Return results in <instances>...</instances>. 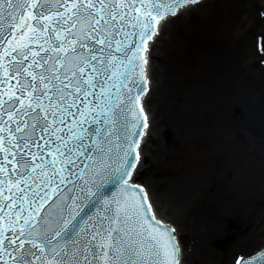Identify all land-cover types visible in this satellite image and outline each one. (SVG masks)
I'll return each instance as SVG.
<instances>
[{
	"label": "snow or ice",
	"instance_id": "6c2138e0",
	"mask_svg": "<svg viewBox=\"0 0 264 264\" xmlns=\"http://www.w3.org/2000/svg\"><path fill=\"white\" fill-rule=\"evenodd\" d=\"M196 2L0 0V264H180L134 176L149 41Z\"/></svg>",
	"mask_w": 264,
	"mask_h": 264
},
{
	"label": "rangeland",
	"instance_id": "374dc122",
	"mask_svg": "<svg viewBox=\"0 0 264 264\" xmlns=\"http://www.w3.org/2000/svg\"><path fill=\"white\" fill-rule=\"evenodd\" d=\"M215 1L186 12L170 27L176 50L167 54L164 63L162 100L153 72L156 66L161 70L164 32L153 46V88L147 102L153 128L143 147L138 176L156 198H163L161 175L152 173L149 165L154 148L168 146L171 163L179 166L198 201L234 183L235 196L243 202H221L223 212L217 210L215 198L200 205L219 224L218 235L203 238L204 247L218 257L211 264H229L236 254L257 248L264 234V107L255 91L257 84L264 87L258 64L264 56L254 48L255 33L264 35V22L259 32L249 31L259 20L255 7H247L241 24L222 14L213 16L220 22H211L212 18L200 22L201 14ZM211 110L215 114L209 119ZM178 225L186 247L197 229L191 222L186 229L184 223ZM248 238H252L249 245H236Z\"/></svg>",
	"mask_w": 264,
	"mask_h": 264
},
{
	"label": "bare ground",
	"instance_id": "6f19581e",
	"mask_svg": "<svg viewBox=\"0 0 264 264\" xmlns=\"http://www.w3.org/2000/svg\"><path fill=\"white\" fill-rule=\"evenodd\" d=\"M252 4V0H217L216 2L210 4L208 6V10L206 9L200 16V22H205L212 18L211 22H220L221 19L219 17H213L216 14H222V16H227V18L233 22L240 21V15L247 7ZM254 6H259L258 0H255L253 3ZM185 14V13H184ZM183 15V14H182ZM181 15H178V19ZM225 18V17H224ZM258 26H262V20L258 21ZM257 26H251L249 30H256ZM166 35V44L163 45L161 58V66L159 70L157 66L154 68V79L157 80V88H159L160 98L161 100L165 97L164 93V63L166 61V56L168 53L173 54L176 50L173 45V32L171 28L163 31ZM159 35L158 39L161 37L162 33ZM157 40V39H156ZM180 41V40H179ZM178 41V44H179ZM155 43V42H154ZM177 54L180 52L177 50ZM153 70V68H152ZM258 70V69H257ZM261 81L264 83V75L261 76ZM259 84L256 85L255 91L259 94L262 104L264 107V87H259ZM264 86V85H263ZM215 91V89H214ZM221 91V88H220ZM206 99L211 100V96L207 95ZM215 100H219L215 99ZM215 114L214 110H211L209 113V119L211 115ZM213 117V116H212ZM208 119V120H209ZM153 128V123H151L150 131ZM170 149L168 146L166 148H154L153 150V161L150 165L153 168V172H158L161 175L160 183L163 185V199L175 210L176 218L180 223H184V229L188 228L189 223L191 222L192 227L197 229V233L193 236V239L190 241V249L185 253L184 259L186 262L184 264H211L218 259V257L213 254L208 248L203 245V238L205 236L214 237L219 233V224L214 220L213 217H209L205 215V213L200 209V205L203 202L209 203V198H215L218 202V206L216 207L219 212H223L224 209H220L221 202L226 201L230 202V200L234 199L238 203L243 202L242 198L235 196L234 192V183L230 182L231 185H228L226 188H223L216 193L210 191V193H206L204 197L197 200L198 194L195 193V190H191L190 183L187 181L185 177L182 176V171H180L179 166H176L171 163L170 159ZM163 157V159H162ZM143 161V160H142ZM195 198V199H194ZM197 200V201H196ZM209 201V202H208ZM214 199L211 200L213 202ZM178 222V223H179ZM252 241V238H249L246 241L237 242V246L247 245Z\"/></svg>",
	"mask_w": 264,
	"mask_h": 264
},
{
	"label": "water",
	"instance_id": "95a60500",
	"mask_svg": "<svg viewBox=\"0 0 264 264\" xmlns=\"http://www.w3.org/2000/svg\"><path fill=\"white\" fill-rule=\"evenodd\" d=\"M200 6H202V4L199 5L198 7H200ZM198 7H196V8H198ZM193 9H195V8H193ZM193 9H191V10H193ZM188 10L191 11L190 9H187V10L181 12L179 15L184 14ZM177 17L178 16H176L175 18L168 19L162 25L161 32H163V31L167 30L168 28L172 27L174 25ZM149 69H150V67H149ZM138 175H140L139 172H138ZM149 190H148V192L150 193V198H151V201H152V204L154 205V207L156 206V208L158 209L159 213L161 214V216L163 218L171 221L172 223H174V225L177 226V228L179 230V234L181 236V232H180V229H179V225H178V221H177V218H176L175 210L162 197L156 198V192H154L151 189H149ZM151 195H152V197H151Z\"/></svg>",
	"mask_w": 264,
	"mask_h": 264
}]
</instances>
